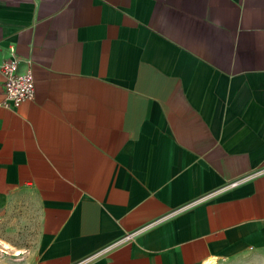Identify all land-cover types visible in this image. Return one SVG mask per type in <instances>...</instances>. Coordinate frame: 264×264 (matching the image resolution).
I'll return each instance as SVG.
<instances>
[{
  "label": "crops",
  "instance_id": "crops-1",
  "mask_svg": "<svg viewBox=\"0 0 264 264\" xmlns=\"http://www.w3.org/2000/svg\"><path fill=\"white\" fill-rule=\"evenodd\" d=\"M11 55L0 264H264V0H0Z\"/></svg>",
  "mask_w": 264,
  "mask_h": 264
},
{
  "label": "built area",
  "instance_id": "built-area-1",
  "mask_svg": "<svg viewBox=\"0 0 264 264\" xmlns=\"http://www.w3.org/2000/svg\"><path fill=\"white\" fill-rule=\"evenodd\" d=\"M21 61L16 55H11L0 63L4 95L0 107L17 108L34 97L31 62L26 60L25 69L20 70Z\"/></svg>",
  "mask_w": 264,
  "mask_h": 264
},
{
  "label": "bare ground",
  "instance_id": "bare-ground-1",
  "mask_svg": "<svg viewBox=\"0 0 264 264\" xmlns=\"http://www.w3.org/2000/svg\"><path fill=\"white\" fill-rule=\"evenodd\" d=\"M10 250H13V252L16 255H19L20 253H22V250L13 248L9 243H7V242H5V241L0 239V252L6 253V252H8Z\"/></svg>",
  "mask_w": 264,
  "mask_h": 264
},
{
  "label": "rangeland",
  "instance_id": "rangeland-1",
  "mask_svg": "<svg viewBox=\"0 0 264 264\" xmlns=\"http://www.w3.org/2000/svg\"><path fill=\"white\" fill-rule=\"evenodd\" d=\"M16 244H20V245H22V244H26V243H24V242H20V243H16ZM3 254H5V253H3ZM0 256H1V253H0ZM6 264H12V260L11 259H6ZM229 264H257V263H254L252 260H240V261H234V262H232V263H229Z\"/></svg>",
  "mask_w": 264,
  "mask_h": 264
}]
</instances>
